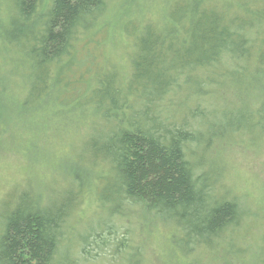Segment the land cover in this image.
<instances>
[{
	"label": "trees",
	"instance_id": "16d2710c",
	"mask_svg": "<svg viewBox=\"0 0 264 264\" xmlns=\"http://www.w3.org/2000/svg\"><path fill=\"white\" fill-rule=\"evenodd\" d=\"M111 1L0 0V54L16 55L14 73L25 68L23 93H11V110L0 105L12 123L0 139L21 130L31 109L48 138L69 125L85 132L68 186L44 198L27 185L0 204V264L122 255L126 219L137 220L134 234L155 220L174 227L170 238L185 262L193 249L216 250L226 238L241 251L230 236L249 214L220 192L211 153L264 125V0H165L159 17L135 16L125 82L97 51ZM12 80L0 74V93ZM254 89L256 106L246 95ZM84 196L96 211L74 224ZM257 257L264 264V250Z\"/></svg>",
	"mask_w": 264,
	"mask_h": 264
},
{
	"label": "rangeland",
	"instance_id": "374dc122",
	"mask_svg": "<svg viewBox=\"0 0 264 264\" xmlns=\"http://www.w3.org/2000/svg\"><path fill=\"white\" fill-rule=\"evenodd\" d=\"M164 3L165 0L110 2L106 12V25L103 32L97 36L102 40L97 51L103 55L108 65H114L113 68L116 67L120 71V79L124 82L131 75V54L134 49V40L128 34V22L135 16H139V19L159 17V11L163 9ZM79 48L83 50L81 54L85 55L83 46L79 45ZM14 57L16 55L0 54V74L13 77L12 81L6 82L7 92L0 93V105L5 104L7 108H9L8 102L13 101L10 98L12 92L23 93L25 68L22 66L17 73H14L12 71L16 64ZM101 60L102 58L100 62ZM1 79L5 82L4 78ZM248 93L246 94L248 101L250 100L252 105H260L261 101L255 98L257 95L255 89ZM34 111L31 109L27 115L20 117L25 123V126L21 123V130L11 133L8 131L9 134L0 139L1 205L4 201L15 197L16 194L13 192L15 189H22L27 185L34 191H42L44 198L55 194V191L58 193L61 189L58 187L69 185L67 181L69 178L66 177V172L70 171L69 162L80 149L85 132L69 125L60 128L59 133L48 138L40 132L43 125L36 122V116H29L34 114ZM10 113L11 111L3 110L0 114V135L6 132L4 127L7 130L12 129V123L8 118ZM260 127L259 132L245 130L228 141L218 142L211 153V160L214 165H218L220 192H225L228 197L239 200L247 210L245 214H249L242 227L230 236L232 244L235 243V247L240 246V252L233 253L228 249L223 242H227L226 238L222 239L216 250L206 249L204 245L193 249L194 253L186 257L187 262H185L170 238L174 227L165 226L162 222L155 220L153 225L139 223L134 234L133 226L137 224V220L130 222V219H126L127 224L126 222L125 224L131 227V231L133 229V236L131 231H128L123 237L122 255L120 252L114 256L111 254L103 256L96 264H179V262L183 264H258L257 256L264 250V125ZM72 133H79V140L70 136ZM43 144L47 147L38 146ZM40 159L43 160L40 162ZM53 188H57L53 191L55 193L52 192ZM83 199L84 201L78 209L74 210L70 219L74 224L88 221L96 211L92 197L84 196ZM11 207L13 202L9 203L8 209Z\"/></svg>",
	"mask_w": 264,
	"mask_h": 264
}]
</instances>
